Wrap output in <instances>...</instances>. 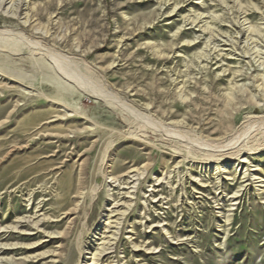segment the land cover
<instances>
[{"label": "rangeland", "instance_id": "rangeland-1", "mask_svg": "<svg viewBox=\"0 0 264 264\" xmlns=\"http://www.w3.org/2000/svg\"><path fill=\"white\" fill-rule=\"evenodd\" d=\"M0 247L264 264V0H0Z\"/></svg>", "mask_w": 264, "mask_h": 264}, {"label": "bare ground", "instance_id": "bare-ground-1", "mask_svg": "<svg viewBox=\"0 0 264 264\" xmlns=\"http://www.w3.org/2000/svg\"><path fill=\"white\" fill-rule=\"evenodd\" d=\"M244 135V133H241V134H239L238 136H236L235 138H232L231 140V142L229 143V144H233V143H235L238 139H240L242 136ZM239 150V149H238ZM255 179L257 178V177H254ZM3 249L4 247H0V249Z\"/></svg>", "mask_w": 264, "mask_h": 264}]
</instances>
